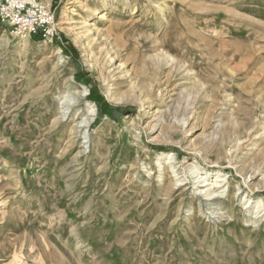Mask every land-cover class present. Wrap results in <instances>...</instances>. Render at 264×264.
I'll use <instances>...</instances> for the list:
<instances>
[{
    "label": "rangeland",
    "instance_id": "obj_1",
    "mask_svg": "<svg viewBox=\"0 0 264 264\" xmlns=\"http://www.w3.org/2000/svg\"><path fill=\"white\" fill-rule=\"evenodd\" d=\"M35 1L52 44L0 23V264H264V0Z\"/></svg>",
    "mask_w": 264,
    "mask_h": 264
},
{
    "label": "built area",
    "instance_id": "obj_2",
    "mask_svg": "<svg viewBox=\"0 0 264 264\" xmlns=\"http://www.w3.org/2000/svg\"><path fill=\"white\" fill-rule=\"evenodd\" d=\"M0 22L21 35L39 36L45 44L56 40L54 15L35 0H4L0 3Z\"/></svg>",
    "mask_w": 264,
    "mask_h": 264
},
{
    "label": "bare ground",
    "instance_id": "obj_3",
    "mask_svg": "<svg viewBox=\"0 0 264 264\" xmlns=\"http://www.w3.org/2000/svg\"><path fill=\"white\" fill-rule=\"evenodd\" d=\"M65 61V60H64ZM63 61V62H64ZM68 104L66 102L62 103V108L64 109V107H66ZM86 114H87V117L91 119L94 118L95 114H96V111H95V108L94 106L92 105H87V109H86ZM88 123V122H87ZM172 157H174L173 155L169 156V158L167 159V165L169 164H172L171 163V160H172ZM189 167H193L192 164L189 165ZM200 179V182H199V187L197 190V192L199 194H202V192H205L206 196L210 199V200H214V199H217L218 198V195H214V194H217L219 193V190L220 189H223L226 187V185L228 184L227 181L224 179L223 176H216L215 180H214V184L213 186H211V189L210 190H205L204 189L206 187L209 186V184H205L204 181L206 180V178H199ZM202 179H204V181H202ZM199 181V180H198ZM181 182V181H180ZM179 183V182H178ZM205 184V185H204ZM196 185V184H195ZM194 185V186H195ZM222 193H225V192H221ZM204 194V193H203ZM220 194V193H219ZM221 198V196H220ZM207 200V199H206ZM262 208V209H261ZM257 212L256 213H261L262 211L264 212V204H258L257 206ZM256 215V214H255ZM263 216V215H262Z\"/></svg>",
    "mask_w": 264,
    "mask_h": 264
},
{
    "label": "trees",
    "instance_id": "obj_4",
    "mask_svg": "<svg viewBox=\"0 0 264 264\" xmlns=\"http://www.w3.org/2000/svg\"><path fill=\"white\" fill-rule=\"evenodd\" d=\"M89 96H90V101L97 103V97L95 94V91L92 90L89 92ZM102 106H104V108L102 109ZM109 106L107 105V103L102 102L100 103V107H99V113H98V117L102 116V115H106L111 119H116L119 116L120 110L119 109H114V110H110Z\"/></svg>",
    "mask_w": 264,
    "mask_h": 264
},
{
    "label": "crops",
    "instance_id": "obj_5",
    "mask_svg": "<svg viewBox=\"0 0 264 264\" xmlns=\"http://www.w3.org/2000/svg\"><path fill=\"white\" fill-rule=\"evenodd\" d=\"M1 23V22H0Z\"/></svg>",
    "mask_w": 264,
    "mask_h": 264
}]
</instances>
